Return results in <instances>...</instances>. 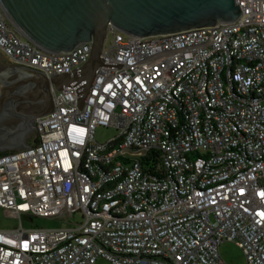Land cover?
Wrapping results in <instances>:
<instances>
[{
	"label": "built area",
	"instance_id": "2783aa9c",
	"mask_svg": "<svg viewBox=\"0 0 264 264\" xmlns=\"http://www.w3.org/2000/svg\"><path fill=\"white\" fill-rule=\"evenodd\" d=\"M240 17L151 37L110 27L84 107L74 89L36 119L29 148L0 152V264H264V0ZM90 43L48 52L0 7V51L47 76L71 72ZM117 134L96 140L98 127ZM75 213L84 217L74 222ZM71 223L23 227L21 216Z\"/></svg>",
	"mask_w": 264,
	"mask_h": 264
},
{
	"label": "water",
	"instance_id": "95a60500",
	"mask_svg": "<svg viewBox=\"0 0 264 264\" xmlns=\"http://www.w3.org/2000/svg\"><path fill=\"white\" fill-rule=\"evenodd\" d=\"M0 7L22 36L45 51L91 44L88 59L71 72L47 76L17 65L0 73V152L29 148L26 137L36 119L55 109L52 85L74 89L81 110L99 68H121L102 57L110 27L145 38L230 24L241 15L236 0H0ZM12 117L19 121L7 127Z\"/></svg>",
	"mask_w": 264,
	"mask_h": 264
},
{
	"label": "rangeland",
	"instance_id": "374dc122",
	"mask_svg": "<svg viewBox=\"0 0 264 264\" xmlns=\"http://www.w3.org/2000/svg\"><path fill=\"white\" fill-rule=\"evenodd\" d=\"M112 40V34L108 33L106 38V47H108L109 43ZM117 134V130L112 127H98L95 132V138L98 141L104 142L112 138ZM35 130H31V132L26 137V142L31 143L34 140ZM83 215L81 213H75L72 217L74 222L82 223ZM21 221L23 223V227H44V228H57L63 226H69L71 223H64V221L53 219V218H41V217H29L26 215L21 216ZM19 227V219L6 216L4 211L0 208V228L2 229H15ZM220 255L222 259L227 264H245V255L243 251L233 242L225 241L220 245L219 248ZM95 264H112L104 258H99Z\"/></svg>",
	"mask_w": 264,
	"mask_h": 264
},
{
	"label": "crops",
	"instance_id": "0c3cea01",
	"mask_svg": "<svg viewBox=\"0 0 264 264\" xmlns=\"http://www.w3.org/2000/svg\"><path fill=\"white\" fill-rule=\"evenodd\" d=\"M17 65L0 51V73Z\"/></svg>",
	"mask_w": 264,
	"mask_h": 264
},
{
	"label": "flooded vegetation",
	"instance_id": "af4514ba",
	"mask_svg": "<svg viewBox=\"0 0 264 264\" xmlns=\"http://www.w3.org/2000/svg\"><path fill=\"white\" fill-rule=\"evenodd\" d=\"M19 121V119L18 118H10V119H7L6 120V125H7V127H9V126H12V125H14L15 123H17Z\"/></svg>",
	"mask_w": 264,
	"mask_h": 264
}]
</instances>
